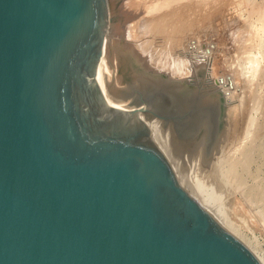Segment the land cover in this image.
I'll return each instance as SVG.
<instances>
[{
	"label": "water",
	"instance_id": "95a60500",
	"mask_svg": "<svg viewBox=\"0 0 264 264\" xmlns=\"http://www.w3.org/2000/svg\"><path fill=\"white\" fill-rule=\"evenodd\" d=\"M108 0H0V264H262L180 183L141 91L97 81Z\"/></svg>",
	"mask_w": 264,
	"mask_h": 264
},
{
	"label": "bare ground",
	"instance_id": "6f19581e",
	"mask_svg": "<svg viewBox=\"0 0 264 264\" xmlns=\"http://www.w3.org/2000/svg\"><path fill=\"white\" fill-rule=\"evenodd\" d=\"M140 1L144 3V9L135 10L133 16L135 14L136 18L132 16V27L127 28L128 25L126 27L128 32L132 31L130 35L127 34L130 39L138 41L136 43L139 51L133 47L134 53L138 57L141 56L139 60L144 58L145 64L148 62L150 66L152 63L155 71L166 73L168 78L182 77L191 71V76L195 79L194 76H197L195 64L203 61L200 65H204V69H202L204 73L201 75V79L205 83L204 88L217 94L224 92L226 106H228L225 116L228 118V122L226 121V126L219 134L220 147L216 148V151L214 150L211 164L221 166L231 184L240 190V197L246 201L244 202L247 205L249 204L247 201L250 204L253 201L259 204V209L255 208L256 213L253 209L251 211L253 214L258 213V218L261 217V220H264V0H227L226 2L224 0H153L150 3H146V0ZM108 3L110 21L112 22L113 16L116 14L112 10L113 0H108ZM111 22L104 40L103 54L97 64V81L110 104L126 108L127 103L113 98L107 88L108 83H113V79L110 81V78H115V66L111 60V51L116 25L113 26ZM190 30L217 32L216 35L220 37L226 35L236 47L238 60L234 63H230L231 61L227 63L226 58L228 57H226L227 53L224 56V50H222V54H216L214 58L189 55L186 48L193 41L192 38L186 40V37L190 33L192 34L189 32ZM219 30H223L222 34H218ZM188 32L189 34H187ZM148 35L154 40V43L156 42V46H160L153 51V54L150 53V60L153 59V62L147 61L149 58L146 56L148 50L145 43L150 39L147 37ZM133 40L132 43L135 44ZM170 48L174 50V52L172 51L173 55ZM167 56L172 58L170 62H165ZM218 63L230 66L234 75L216 76L214 72ZM142 117L150 125L156 145L168 158L178 180L186 186L185 180L183 181L181 178L183 176V174L181 175L183 167L179 166L181 162L178 161L177 164V161H173L172 158L175 154L169 152L172 141L170 139L168 141L170 138V132L167 133L168 127H166L167 130H164L162 120L158 118H146L143 114ZM170 128L169 126V131H171ZM162 142L165 144L164 146ZM168 143L169 146H167ZM176 150L172 152L174 153ZM197 153L196 156H198ZM180 165L182 166V164ZM243 178L250 179L251 183H247V180ZM193 181L195 188L203 194V198L198 200L189 189H186L224 228L250 248L264 264V258L251 247L247 235H243L240 226L226 216L221 206L214 205L216 208L213 209L207 205V201H214V194L197 179ZM248 206L251 208V205Z\"/></svg>",
	"mask_w": 264,
	"mask_h": 264
},
{
	"label": "rangeland",
	"instance_id": "374dc122",
	"mask_svg": "<svg viewBox=\"0 0 264 264\" xmlns=\"http://www.w3.org/2000/svg\"><path fill=\"white\" fill-rule=\"evenodd\" d=\"M146 1V3H150L153 0ZM226 1L227 0H224V2ZM143 7L144 3L140 0H113L112 10L113 13L116 14L113 16L111 23L113 26L116 25L114 28L117 33L115 32L114 34V49L112 48L111 51V60H113L112 62L115 66V78H110V81L113 79L112 82L117 88H126L131 92L137 90L143 92L145 96L152 100L160 114L169 117L168 119L155 118L162 120V128L164 130H167L166 127H168L167 133L170 132L168 141L170 139L172 142H169L171 147L169 143L167 146H169V149L175 147L172 150L170 149L169 152L173 155L175 154L174 156L179 158H175L172 155L173 161H177V164L178 161H180L181 163H179L182 164V166L179 164L180 167L184 168L185 166L184 169H180L183 171L182 173L180 171L181 175L183 174L181 178L186 182V186L183 183L184 186L200 200L203 198V194L195 188L193 180L197 179V181H200L207 190L214 194V201H207V205L213 209H215L216 206H221L226 216L240 226L243 235H247L249 243L255 252L264 258V220L262 219V221L261 217L258 218V213L253 214V211H251L253 209L254 213H256L257 210H255V208L259 209V204L253 201V206L247 201V203H249L248 205H251L250 208L245 203L246 201L240 197V190L234 187L235 185L231 184L228 177L223 173L221 166L214 165V167L211 164V157L213 156L214 150L216 151V148L220 147L218 143L219 134L228 122V118L225 117L227 112L226 108L228 107L226 106V96L224 92L217 94L204 88L205 83L201 79V75L204 73L202 72L204 65H200L203 61L199 62V64H195L197 76H194L196 77L194 79L191 76V71L187 75H182V77L184 76L183 78L174 76L168 78L166 73L155 71L152 63L150 66L148 62L145 64L144 58L139 60L141 56L138 57L136 53H134V48H138L136 43L138 41L135 42L131 37L135 44L132 43V40L128 36L132 31L128 32L129 30L127 28H129V26L130 28L132 27V19L133 17L136 18L135 14L133 16V12L135 10H142L144 9ZM194 31L195 30H190L189 32H192V34L188 32L187 34L189 35H186L187 39L185 38L186 40L192 38L191 40L193 41L188 48H186L189 55H202L214 58L216 54H222V50H224V56L227 53L226 57H228L226 58L228 60L227 63L230 61V63H234L238 60L236 47L226 35L220 37L216 35L217 32L207 33L200 30H196L197 32ZM219 31L218 34H222L223 30ZM147 37L150 38L149 35ZM148 42L150 47L148 46ZM145 45L149 52L146 54L149 58H147V61L153 62V59L150 60V53L153 54V51L160 46H156V42L154 43V40L151 38L147 40ZM170 49L169 51L172 54L174 50L172 48ZM137 50L139 51V49ZM171 59L172 58L167 56L165 62H170ZM152 69L153 71H151ZM214 73L216 76H225L226 74L234 75L233 69L230 68V66L221 65L220 63H218ZM169 126L171 127V131H169ZM164 145L163 143V146ZM199 145L201 146L199 147ZM197 147L199 149L201 148V150ZM175 149H177L175 151L177 155L175 152H172ZM195 151L196 153H200L201 151V154L197 153L200 157L196 156ZM243 179L247 180V183H251L250 179Z\"/></svg>",
	"mask_w": 264,
	"mask_h": 264
}]
</instances>
